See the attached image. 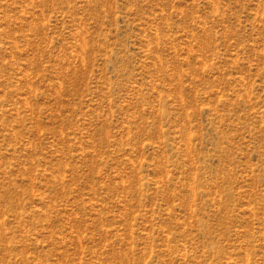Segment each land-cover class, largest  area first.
<instances>
[{
  "label": "rangeland",
  "instance_id": "1",
  "mask_svg": "<svg viewBox=\"0 0 264 264\" xmlns=\"http://www.w3.org/2000/svg\"><path fill=\"white\" fill-rule=\"evenodd\" d=\"M0 264H264V0H0Z\"/></svg>",
  "mask_w": 264,
  "mask_h": 264
}]
</instances>
